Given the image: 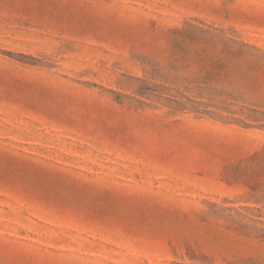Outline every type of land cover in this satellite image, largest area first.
<instances>
[{
	"label": "rangeland",
	"instance_id": "obj_1",
	"mask_svg": "<svg viewBox=\"0 0 264 264\" xmlns=\"http://www.w3.org/2000/svg\"><path fill=\"white\" fill-rule=\"evenodd\" d=\"M0 264H264V0H0Z\"/></svg>",
	"mask_w": 264,
	"mask_h": 264
}]
</instances>
